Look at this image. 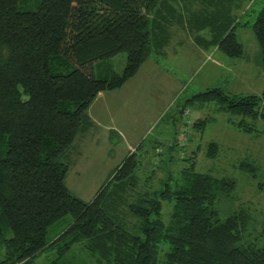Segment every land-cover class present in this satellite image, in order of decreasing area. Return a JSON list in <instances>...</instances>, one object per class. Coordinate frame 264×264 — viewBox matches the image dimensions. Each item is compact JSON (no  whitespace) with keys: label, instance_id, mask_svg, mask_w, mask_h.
I'll list each match as a JSON object with an SVG mask.
<instances>
[{"label":"trees","instance_id":"1","mask_svg":"<svg viewBox=\"0 0 264 264\" xmlns=\"http://www.w3.org/2000/svg\"><path fill=\"white\" fill-rule=\"evenodd\" d=\"M165 1L0 0V264H264V222L250 207L234 208L235 180L198 172L193 162L176 179L168 174L158 189L143 184L139 192L140 143L91 201L66 185L62 159L90 127L91 103L162 49L157 17ZM218 21L213 14L200 22L209 42L240 57L233 19ZM251 30L264 72V7ZM121 53L120 74H95L98 62ZM188 102H212L240 117L232 124L243 133L257 132L264 118V89L236 97L214 87ZM217 152L211 142L206 156ZM236 168L253 177L261 171L247 158Z\"/></svg>","mask_w":264,"mask_h":264},{"label":"rangeland","instance_id":"2","mask_svg":"<svg viewBox=\"0 0 264 264\" xmlns=\"http://www.w3.org/2000/svg\"><path fill=\"white\" fill-rule=\"evenodd\" d=\"M237 3L239 7L232 10L231 28H235L237 41L243 46L242 55L238 58L228 57L213 47H203L201 50L195 47L194 52L180 47L184 53L179 52L166 61L151 55L149 60L156 62L164 72L166 85L161 83L163 79L160 77H149V70L144 66L136 77L127 81L139 91L135 108L128 110L125 118L116 121L117 124L125 122L124 129L136 130L134 139L139 138V141L132 143L128 150L129 143L120 134H111L107 138L89 130L91 127L87 133L79 134L73 148L62 159L69 167L66 185L75 196L85 202L91 201L123 157L142 143L141 148L136 150L140 160L137 191L142 192L143 184L151 189H158L165 176L171 174L176 179L180 170L193 162L198 172L234 179V208L250 207L253 216L259 222H264V118L255 122L257 132L248 134L240 132L232 124L239 121L240 117H234L230 112L221 113L215 103H187L193 95L214 87L236 97L259 96L264 89L261 57L251 30L264 7V0H238ZM197 8L198 4L195 2L191 10ZM197 32H201V36L207 34L205 28L196 31L195 35H198ZM125 61L126 55L121 53L98 62L95 74L98 77H109L111 73L99 74L103 68L120 74ZM165 76L170 78L165 80ZM126 90L122 89L115 97L116 100H112L115 105L122 102L123 92ZM98 105L101 106L97 109L101 117L106 102L99 101ZM131 119H136V127L130 122ZM202 119H207L206 123L194 128V123ZM245 121L250 122L248 119ZM173 142L177 144L173 145ZM211 142L218 145L214 158L206 156L207 146ZM246 158L261 167L260 174L256 177L236 168L239 161ZM150 177L153 179L146 182ZM134 194L129 201L135 198ZM167 211L168 207H165L164 214ZM128 220L130 224L135 223L130 215ZM256 227L260 228L258 224ZM36 264L46 262L38 259Z\"/></svg>","mask_w":264,"mask_h":264},{"label":"crops","instance_id":"3","mask_svg":"<svg viewBox=\"0 0 264 264\" xmlns=\"http://www.w3.org/2000/svg\"><path fill=\"white\" fill-rule=\"evenodd\" d=\"M237 1L238 0H166L164 6L162 7V13L157 17V21L160 23L158 32L164 36L165 42L162 49L154 55H156L157 58L166 61L167 59L175 57L179 52L184 53L183 50L179 49L180 47L193 52L195 47L200 50L203 47H213L219 50L217 44L209 42L212 38L210 30L206 29L207 34L205 36H201V32H197L198 35H195V32L199 29L205 28L200 22H202L203 18H208L213 14L219 21H222V18L225 16L233 19L232 10L234 7H239V3H237ZM195 2H197L198 8L193 9L192 11L191 6H194ZM204 31L205 30H202V32ZM151 62L152 61L148 59L140 67L134 77H136L142 68L146 66L150 73L149 77H160L163 79L161 83L166 85L167 82L164 81L163 76L164 72L159 68L156 62ZM169 78L170 77L165 76V80H168ZM133 84L134 81L132 86ZM122 89L127 90L123 92L122 102L117 106V104L115 105L113 101ZM138 93L139 91H137L136 87H131V85L127 82L117 90L99 93L88 109V116L91 123V128L89 127L90 129H88L94 130L96 131L95 134H102L107 138L108 135L111 134H120L119 136L122 137L124 141H128L129 144L127 149L130 150V145L139 141V138L134 139V135L136 136V130H132L130 128L124 129L123 127L126 123L122 122V124H117L116 121L119 118H125L128 110L131 111L135 108V101ZM102 100L106 102V106L105 111H103V116L100 117L97 109L101 108V106L98 105V102ZM130 122L134 124V127H136V119H131ZM142 130L144 131L143 128ZM86 131L85 133H87Z\"/></svg>","mask_w":264,"mask_h":264}]
</instances>
